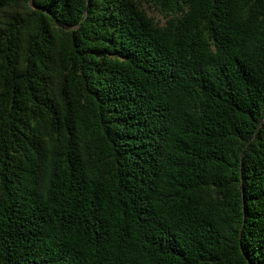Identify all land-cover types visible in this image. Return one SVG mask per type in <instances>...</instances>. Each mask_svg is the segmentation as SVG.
<instances>
[{"label": "trees", "instance_id": "1", "mask_svg": "<svg viewBox=\"0 0 264 264\" xmlns=\"http://www.w3.org/2000/svg\"><path fill=\"white\" fill-rule=\"evenodd\" d=\"M0 264H264V0H0Z\"/></svg>", "mask_w": 264, "mask_h": 264}]
</instances>
